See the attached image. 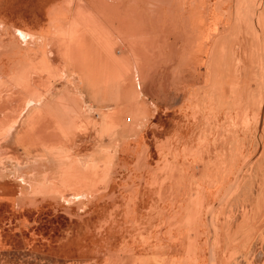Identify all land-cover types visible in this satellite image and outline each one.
I'll return each instance as SVG.
<instances>
[{
    "label": "rangeland",
    "instance_id": "374dc122",
    "mask_svg": "<svg viewBox=\"0 0 264 264\" xmlns=\"http://www.w3.org/2000/svg\"><path fill=\"white\" fill-rule=\"evenodd\" d=\"M263 17L0 0V264H264Z\"/></svg>",
    "mask_w": 264,
    "mask_h": 264
},
{
    "label": "bare ground",
    "instance_id": "6f19581e",
    "mask_svg": "<svg viewBox=\"0 0 264 264\" xmlns=\"http://www.w3.org/2000/svg\"><path fill=\"white\" fill-rule=\"evenodd\" d=\"M172 2V1H171ZM264 18V17H263ZM263 21H264V19H263ZM241 22V21H240ZM246 23V22H245ZM245 23H244V25H245ZM241 25V24H240ZM244 25H243V27H244ZM246 26V25H245ZM240 33V32H239ZM253 33V32H252ZM243 36V35H242ZM241 39H242V37H241ZM242 40H244V39H242ZM250 41V40H249ZM246 42V41H245ZM229 45V44H228ZM177 46V45H176ZM248 47H250V46H248ZM63 50V49H62ZM57 51H58V49H57ZM69 51V50H68ZM175 52V51H174ZM173 52V53H174ZM81 53V52H80ZM172 53V54H173ZM58 54H60V52L58 51ZM176 55V54H175ZM74 56V55H73ZM174 56V55H173ZM177 56V55H176ZM130 58V57H129ZM175 58H177V57H175ZM121 68V67H120ZM94 72H91V74H97L96 72H95V70H93ZM120 71L123 73V71L124 70H122V69H120ZM128 72H132V71H128ZM118 73V72H117ZM119 74V73H118ZM84 77L86 78V81H88L89 80V84L90 85H92L93 83H95L93 80H92V78H94V77H92V76H90L89 74H84ZM94 79H96V81H97V84H96V89H98V83H100V81H99V76H96ZM107 95V93H103V94H101V92H99V89L97 90V91H95V96L96 97H99V98H105V96ZM119 98H120V96L119 95H117ZM74 99H75V103L76 104H78L79 102H80V99H81V96L80 95H75V97H74ZM70 109V108H69ZM62 122V121H61ZM10 137V136H9ZM9 144V143H8ZM15 144V143H14ZM1 148V147H0ZM2 151V150H1Z\"/></svg>",
    "mask_w": 264,
    "mask_h": 264
}]
</instances>
